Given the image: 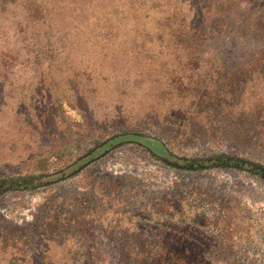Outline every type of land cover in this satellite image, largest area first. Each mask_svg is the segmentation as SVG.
I'll return each instance as SVG.
<instances>
[{
  "label": "rangeland",
  "instance_id": "374dc122",
  "mask_svg": "<svg viewBox=\"0 0 264 264\" xmlns=\"http://www.w3.org/2000/svg\"><path fill=\"white\" fill-rule=\"evenodd\" d=\"M247 9L257 3L0 0V183L85 158L63 179L0 192V241L17 244L0 248V264H109L131 236L119 215L164 203L132 222L158 228L152 240L171 242L191 264H264L260 176L177 169L136 142L109 149L110 139L138 133L182 158L264 166V77L241 83L237 97L225 93L255 70L237 53L257 43L222 37L194 57L202 43L187 40L194 25ZM13 252L24 258L12 263Z\"/></svg>",
  "mask_w": 264,
  "mask_h": 264
},
{
  "label": "trees",
  "instance_id": "16d2710c",
  "mask_svg": "<svg viewBox=\"0 0 264 264\" xmlns=\"http://www.w3.org/2000/svg\"><path fill=\"white\" fill-rule=\"evenodd\" d=\"M102 1L103 0H99V5ZM252 2L257 3V10L248 11L247 9V11L242 12L241 14L237 15V17L233 15L229 16L223 13L221 14V18L212 20V22L207 26L194 25L191 29V33L188 34L189 36H187V40L190 46L197 45L199 41L200 44L202 43L201 49H204V51H194V57H201L206 55V48L203 47V44H208L213 40L218 41L222 37H224V42L228 40V38H231V36L233 35L235 39H240L245 45H248L247 43H249L250 41L257 43V47L255 48L256 50L251 52L244 51L242 48H239L241 50H239L237 53L238 57L243 58L247 65H252L256 68L255 70H253V72H243L242 75L245 79H242L241 82L235 83L234 85L230 86L231 90L225 92L227 96L237 97L238 95L243 94L244 88H241V83L244 84V82L251 81V78H253L254 75L258 77H264V0H252ZM90 3L91 2H88L86 5ZM94 8L96 10V6L91 7L88 5L86 9L82 10V12H85L86 16H91V12ZM72 9L74 12L76 11V8ZM83 20L84 19L82 18V21ZM262 115H258V119H260ZM262 118L264 121V115ZM252 123L256 124V121H251L250 125ZM128 141L139 143L153 157L177 169L198 171L213 168H234L238 170L248 171L252 174L260 176L264 180V166L262 164H258L246 158L232 155H220L203 159L182 158L172 154L158 139L143 134L127 133L116 136L109 140V149H113L116 147V145ZM91 155L93 154L88 155L86 158H89ZM92 157H94V155ZM84 161L85 158L82 160L80 159L70 168H67L64 171L51 176H43L39 178H20L3 181L0 183V192H5L7 190H20L27 187L39 186V184L42 183L56 181L57 179H63L67 175L69 176L70 174L77 172L78 169L82 167L81 164ZM166 206L167 204L164 203L139 210L138 212H127L119 215V217L124 216V218L127 220L128 224H126L123 229H126L125 233L130 234L131 236L127 237V240L121 243V254L117 258V261L115 256H109V264H191L190 258H188L186 255L178 254L173 251V245L171 244V242L160 241L159 239L152 240V235L155 230L156 232L159 231V229L157 228L158 226L156 227L157 229L152 228L150 229L151 231L148 232L147 230H149V226L147 227L141 224L140 226L134 225L132 222L133 217H143V219L145 220L150 213L153 214L155 212H160L161 210H164ZM132 236L136 237L133 238ZM145 236H149L150 238L145 239ZM20 241L17 242L14 240V243H18L19 246H23L22 242ZM9 243L10 242H8L7 240L2 239L0 241V248H6L7 246L14 251V248H16L17 244L10 246ZM92 245L93 247H96V244ZM184 245L186 249V243H184ZM79 246L80 248L88 249V246L85 243H81L79 244ZM18 253L19 252H13L11 254V257L13 258L11 260L12 263L15 261V259L19 260L20 258H24L22 254L20 257L16 256ZM83 261L84 263H86V261L90 262V257L85 256Z\"/></svg>",
  "mask_w": 264,
  "mask_h": 264
}]
</instances>
